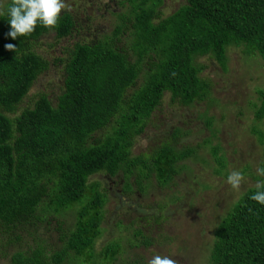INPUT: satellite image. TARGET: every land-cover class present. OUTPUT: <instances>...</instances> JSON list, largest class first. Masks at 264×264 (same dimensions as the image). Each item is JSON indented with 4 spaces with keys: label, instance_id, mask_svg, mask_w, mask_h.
<instances>
[{
    "label": "trees",
    "instance_id": "trees-1",
    "mask_svg": "<svg viewBox=\"0 0 264 264\" xmlns=\"http://www.w3.org/2000/svg\"><path fill=\"white\" fill-rule=\"evenodd\" d=\"M126 2L127 10L102 38L91 39L89 21L82 26L65 11L57 27L37 24L33 33L13 40L9 17L0 16V258L7 264L116 263L125 253L121 238L95 249L108 194L89 178L120 175L124 194H147L154 186L176 185L181 173L192 177L187 161H197L199 146L181 144L188 132L171 127L148 152L133 155L137 137L166 94L183 106L209 95L199 58L211 57L224 68L227 50L243 47L264 60V0H185L164 18L162 0ZM49 34L55 45L71 44L58 56L39 52L40 39ZM9 43L16 52L5 48ZM47 76L56 78L51 91L38 89L20 107ZM257 97L254 120L264 124V90ZM200 117L212 127V117ZM253 132L262 142L255 127ZM262 148L258 168L264 167V143ZM209 151L214 173H223L228 162L222 148ZM255 191V185L247 188L216 227L207 264H264V205L250 199ZM145 219L161 221L159 233L130 223V247L149 248L166 237L165 218ZM122 262L140 264V258Z\"/></svg>",
    "mask_w": 264,
    "mask_h": 264
},
{
    "label": "rangeland",
    "instance_id": "rangeland-1",
    "mask_svg": "<svg viewBox=\"0 0 264 264\" xmlns=\"http://www.w3.org/2000/svg\"><path fill=\"white\" fill-rule=\"evenodd\" d=\"M8 1L0 0V3L5 5ZM162 2L158 9L160 18L171 14L185 0ZM66 3L71 5V10L62 12L75 15L82 26L89 21L86 34L91 39L102 38L105 33L112 32L113 26L118 22L117 14L124 13L128 8L126 0H66ZM54 42L53 34L43 37L40 39L38 51L51 57L58 56L65 46L71 44L70 39L56 45ZM198 63L204 66L200 76L210 85L209 95L201 101L183 106L171 103L169 95L166 94L132 148L133 155L148 152L151 146L167 137L171 127H181L188 132L181 139V144L199 146L198 156L195 158L197 161H187L192 177L185 178L181 173L176 178V185L169 189L154 186L147 194L136 190L131 194H124L120 175H94L89 178V183L99 180L101 188L108 194L100 225L102 233L96 241L95 249L99 250L109 240L122 239L125 253L114 264H125L122 261L136 257L140 258V264H148L157 254L168 255L177 260L178 264H207L216 227L241 194L256 184L254 176L258 174L257 169L263 155L264 124L256 123L252 108L259 104L257 91L264 90V60L256 54H245L243 47H231L227 50L224 68L208 56L199 58ZM44 78L45 81L40 82L39 86L37 84L32 87L20 107L27 105L32 99L30 95L38 89L51 91L48 86L55 85L56 78ZM140 81L141 79L137 84ZM203 113L213 118L211 128L204 125L200 117ZM254 127L262 134V142L259 135L253 132ZM213 145L222 148L228 162V167L220 174L214 173L217 165L209 151ZM203 158L205 162L202 161ZM243 167H248L249 171L243 173L245 180L237 191L227 183V176L233 170L242 172ZM172 197L176 198L175 202L169 201ZM150 215L165 218L162 232L166 237L149 248L130 247L128 243L135 226L145 229L144 231L151 229L152 235L159 233L156 228L162 222L156 224L152 220H146ZM120 220L121 228L116 226ZM67 222L70 224L71 219ZM130 223L133 227L131 230L126 228ZM7 262V258H0V264Z\"/></svg>",
    "mask_w": 264,
    "mask_h": 264
},
{
    "label": "clouds",
    "instance_id": "clouds-1",
    "mask_svg": "<svg viewBox=\"0 0 264 264\" xmlns=\"http://www.w3.org/2000/svg\"><path fill=\"white\" fill-rule=\"evenodd\" d=\"M64 10H71V5L66 0H11V4L5 9L0 3V16L9 17L10 31L7 33L13 40L18 36L26 37L33 33L37 24L44 27L55 28L58 26L60 14ZM9 51L17 50L11 43L6 44ZM259 176L264 177V167L257 169ZM245 177L239 170H233L227 176V183L234 189L240 190ZM256 191L250 199L264 205V180L255 184ZM148 264H178V261L168 255L157 254L153 256Z\"/></svg>",
    "mask_w": 264,
    "mask_h": 264
},
{
    "label": "flooded vegetation",
    "instance_id": "flooded-vegetation-1",
    "mask_svg": "<svg viewBox=\"0 0 264 264\" xmlns=\"http://www.w3.org/2000/svg\"><path fill=\"white\" fill-rule=\"evenodd\" d=\"M98 176H102V175H98ZM114 177H116V176H114ZM120 182L123 183L122 180Z\"/></svg>",
    "mask_w": 264,
    "mask_h": 264
}]
</instances>
